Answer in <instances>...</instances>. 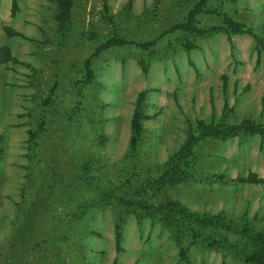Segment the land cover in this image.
I'll return each mask as SVG.
<instances>
[{"label":"rangeland","instance_id":"obj_1","mask_svg":"<svg viewBox=\"0 0 264 264\" xmlns=\"http://www.w3.org/2000/svg\"><path fill=\"white\" fill-rule=\"evenodd\" d=\"M197 2L75 0L72 26L60 33L55 0H18L15 16L11 0H0V47L19 60L0 58V264H246L235 254L240 238L214 230L226 246L204 249L161 214L122 201L182 204L264 229V185L213 180L264 176L259 136L204 140L192 178H162L189 124L219 119L225 104L229 122L264 123V51L247 33L175 29ZM207 4L201 27L223 24L208 14L215 9L264 37V0ZM5 26L24 36L9 37ZM114 36L132 43L97 53ZM154 39L148 49L134 44ZM145 90L144 132L133 155L131 119Z\"/></svg>","mask_w":264,"mask_h":264},{"label":"trees","instance_id":"obj_2","mask_svg":"<svg viewBox=\"0 0 264 264\" xmlns=\"http://www.w3.org/2000/svg\"><path fill=\"white\" fill-rule=\"evenodd\" d=\"M107 0H103L106 3ZM209 0H198L194 7L189 11L185 21L175 25V29L196 36H212L221 32L231 38L233 34H250L256 42V49L258 54L264 51V37L254 31L243 23L236 21L225 11H216L215 9L208 10V14L218 16L222 19L223 24L220 26L206 27L200 26L198 17L206 11ZM57 5L55 20L58 25L60 33L68 31L72 26L73 9L75 0H55ZM106 5V4H105ZM19 10L18 0H11V14L15 16ZM4 30L9 37L24 36L19 31L5 26ZM129 43L125 38L111 37L98 49L97 53L102 50L124 46ZM156 43V40L147 42H134L137 46L143 49H148ZM185 46L188 50L194 48V44L190 41L186 42ZM0 58L2 62L19 60L15 57L8 46L0 47ZM87 76L90 77L91 69L90 63L85 64ZM227 86V76H223V87ZM148 91H141L138 95L136 106L131 119V139L130 152L136 155L139 145L142 140L144 127V103ZM51 96L45 105L50 104ZM229 106L225 104L223 113L219 119H213L211 122L199 120L195 123H190L187 137L184 140L180 149L170 157L163 165L164 183H179L182 180L192 178L193 164L196 159V148L198 145L207 139L226 141L236 137L259 135L264 139V123L258 122L251 118H245L239 122H229ZM43 121H39V126H42ZM43 131V130H42ZM39 133L31 134L30 141L34 145L38 139ZM35 137V138H34ZM214 181L231 183V184H250V185H264V176L256 172H250L246 176H239L233 179H226L223 176H214ZM226 179V180H225ZM127 206L132 207L133 210H140L154 213L155 215L163 216L169 226H175L185 229L181 233L190 235L193 243L203 247L204 249H222L226 246L219 236H215L212 231L220 230L237 238H240L242 243L235 249L237 257L242 259L246 264H264V229H256L245 223H237L225 217L222 214L200 213L193 211L182 204L170 205L166 207L156 206L154 204L146 203L138 199L122 200ZM122 233L119 228L116 230V248L121 251ZM180 256L183 261L189 263L188 250L182 248Z\"/></svg>","mask_w":264,"mask_h":264},{"label":"crops","instance_id":"obj_3","mask_svg":"<svg viewBox=\"0 0 264 264\" xmlns=\"http://www.w3.org/2000/svg\"><path fill=\"white\" fill-rule=\"evenodd\" d=\"M252 136H255V135H252ZM257 136H259V135H257ZM243 137V136H242ZM260 137V136H259ZM236 138H238V137H236ZM261 138V137H260ZM262 139V138H261Z\"/></svg>","mask_w":264,"mask_h":264}]
</instances>
